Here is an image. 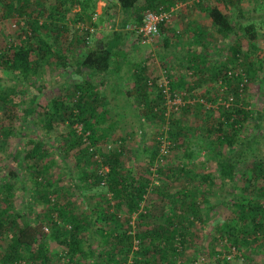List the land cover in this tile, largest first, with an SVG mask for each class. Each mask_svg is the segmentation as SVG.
Returning <instances> with one entry per match:
<instances>
[{
	"label": "trees",
	"instance_id": "trees-1",
	"mask_svg": "<svg viewBox=\"0 0 264 264\" xmlns=\"http://www.w3.org/2000/svg\"><path fill=\"white\" fill-rule=\"evenodd\" d=\"M180 1L188 0L107 1L106 8L111 9L115 14L119 12L122 16L119 29L114 33L112 31V37L106 41L104 48L89 45L90 43H86L88 35L86 36V39L83 40L86 44L83 49V58L71 61L76 68L75 73L82 75L81 82L78 81L74 85L72 92L67 91L65 94L52 98L46 106H43V111L38 116V121L49 131L58 124L67 123L69 129L74 123L81 125L82 135L87 133L85 141L88 145L84 147L83 137L74 132L70 134L71 136L69 135L72 145H69L70 147L67 149L70 151L73 149L72 147H76L73 143H78L76 166L79 168V173L77 179L70 176V179L74 181L73 187L80 193L84 187L82 183L90 188L105 179L111 199L115 202V211H103L98 206L96 219H93L91 217L92 210L87 214H76L74 203L69 200L59 203L56 200L55 182L47 179L51 164L44 160L48 156L46 146L40 141L37 143L31 141L29 143L31 146L28 147L26 153V157L30 161L26 165L30 172L28 179L31 182L32 202L36 206L48 205V207L44 212V219L39 224L24 221L23 225H16V232L11 235L8 251L3 255L1 264H13L25 260V252L28 253L29 264H80V259L93 258L94 256L96 259L93 264H175L173 262L178 256L175 242L182 248L187 245V240L190 237L189 230L182 229V226L179 227L176 224V219L182 218L184 215L198 216L201 208L207 215L214 214L216 208L223 216L228 209L231 211L233 216L225 221H228L226 234L229 236L233 248L250 245L251 239L256 242L264 238V207L259 200L264 197V184L259 186L253 195H246L243 189H238L236 186L237 175L245 176L242 168L249 171L254 168L252 172L259 177L258 179L264 180V160L259 159L260 162H256V157H250L259 152L256 147L258 142L256 134L247 141H241V131L249 115L243 104H240L239 90H243L244 79L255 80L257 72L264 66V60L257 53L259 46L252 42L257 37L254 26L252 23L241 22V19L245 17L241 6L242 0H216L214 2L199 0L196 4L200 10L207 13L212 26L219 34L224 37L233 35V42L228 46V63L234 65L241 62L244 77L234 73L228 76L227 63L221 64L220 70H224L222 75L213 73L211 76L215 82L223 80V83L226 84V89L222 94L223 101L229 102L230 97L233 98V101L227 106L225 103L218 104V118L215 124L211 121L205 129L206 135L210 137V142L213 145L208 151L212 153L215 160V173L210 174L207 171L204 175H197L198 184L187 183L175 194H166L169 203L172 205L178 203L182 214L178 215L176 210L173 215L165 213L166 217L164 216L163 221L157 226L145 227L141 230L143 221H146L153 213L149 210L140 211L144 196L157 188L154 185L149 190L150 179L146 175L136 178L134 174L130 173L123 166L120 159L121 152L101 153L104 166H108V172L105 175L98 174V168L95 171L86 168L91 162L89 147L95 148L98 142L109 139L113 131V122H115V118L108 115V109H102V112H99L98 108L104 106L106 98L99 92V83L90 81L86 75L91 72L97 75L107 72L108 76L111 74L118 77L121 71L118 62H124L127 58L126 50L121 47L129 36L124 31L125 25L129 22L140 23L143 14L148 10L157 11L159 7L168 9L170 5ZM75 5L79 6V9L72 13L71 7ZM93 5L94 0H0V9L3 8L0 18L15 13L21 21L24 35L19 44L0 50V66L11 75L10 78L14 81V85L5 88L0 86V117L1 112L7 113L10 121L9 125L3 128L5 134H12V130L15 128L14 123L19 122V135H24L25 127L31 121L30 115L34 113L33 97L28 100L29 103L20 112L21 114L17 113L16 108H19L20 105V98L16 96L15 92L17 84H30L32 79L38 75L43 64L67 63L63 51L59 48L54 50V38L50 35L51 42L48 40L51 27H55V38H57L63 28H66L64 26L68 24L69 20L72 19L73 24L90 20L94 13L91 10ZM232 12H235L236 16L233 14L232 17ZM44 30L46 33H43ZM160 32L164 34L169 32V29L161 25L159 34ZM163 40H166L164 45L170 44L167 35H163ZM134 70L131 80L134 87L133 93L138 100V110L142 116L153 119L158 113L155 109L153 110L147 91L148 80L152 78L149 68L146 65H138ZM102 83L104 84V82ZM183 83H185L183 79L170 81L171 93L174 94ZM195 84L198 83L195 82ZM113 87L117 93H121L119 85L114 84ZM158 92L160 100L164 102L161 92ZM216 96L218 95L216 94ZM205 100L208 103L216 101L210 94L206 96ZM116 103L118 104V101ZM258 117L259 122L263 120L262 113H258ZM103 122H106L105 126H102ZM263 122L256 124L258 131L264 130ZM173 125L182 126L178 118L170 121V126L173 127ZM168 133L171 139L180 135L179 131L172 128ZM157 153L156 150L153 156L155 157ZM193 154L191 148L185 147L184 156L186 158H190ZM154 157L148 162L149 166L153 165ZM65 160L64 158L63 162ZM249 162H251L250 165ZM65 164L67 166L66 162ZM158 171L161 174L166 170L159 166ZM11 175L12 178L10 177L9 181L14 179L15 173L12 172ZM166 178H170V176ZM215 178H218L220 188L228 186L230 191H227V195H236L237 199L231 206H228L225 201H222L218 206L208 202L206 194L212 190ZM59 181L57 180L56 183ZM18 182L20 187L22 185V188H25L23 179L20 178ZM199 184H205V191L200 190ZM250 184L251 182L248 186ZM13 188L11 184L4 183L0 185V192L7 193L10 190L7 195L11 197ZM123 207L126 210L122 215L120 211ZM132 215H136V217L131 222ZM96 220L106 222V224L110 222L112 226L106 225V229L95 227ZM14 223L13 220L10 225ZM178 223L180 224L179 221ZM6 228L0 220V234L4 233ZM84 231H88L87 236ZM94 238L100 240V247L98 246L97 249L92 248L91 241ZM135 241L137 247H135ZM53 244L57 248L52 250Z\"/></svg>",
	"mask_w": 264,
	"mask_h": 264
},
{
	"label": "rangeland",
	"instance_id": "rangeland-1",
	"mask_svg": "<svg viewBox=\"0 0 264 264\" xmlns=\"http://www.w3.org/2000/svg\"><path fill=\"white\" fill-rule=\"evenodd\" d=\"M198 1H180L169 6L176 9L172 23L167 26L169 28L174 25L172 30L174 33L169 36L174 39L175 43L170 46L164 45L163 37L160 34L151 45L141 46L134 35H130L128 31L124 30L129 35L126 45L128 47L139 46L138 49L135 48L129 53L132 58L128 59L132 62L130 66L128 65L122 70L123 78L117 80L110 75L109 81H118L117 84L121 92H116L115 95L118 104L116 101H110L106 87L99 84V92L108 95L110 101L107 105V108L110 109L108 115L115 118V122H113V131L109 139L98 142L95 148L89 147L91 162L86 168L93 171L98 168L97 173L105 175L108 172V166H104L101 153L121 152L120 159L123 166L130 173L134 174L136 178L146 175L150 179L149 190L154 185L157 188L144 196L140 211L149 210L153 213L149 215L146 221H143L141 230L145 227L157 226L163 221L165 213L173 215L176 210L178 215L182 214L178 203L176 205L169 203L166 194H175L187 183L198 184L197 175H204L207 171L210 174L215 173V160L212 153L208 151L213 145L210 142V137L206 135L205 129L211 121L215 124L218 118V104L225 103L222 94L226 89V84L223 83V80L222 82H215L211 76L213 73L222 75L224 70H220L221 64L227 63L228 71L241 74L244 77L241 62L234 65L228 63V46L233 42V35L224 37L219 34L212 26L207 13L197 7ZM207 1L214 2L216 0ZM263 1L242 0L241 6L245 17L241 19V22L244 24L252 23L254 26L257 37L252 42L258 44L259 50L257 53L264 60ZM106 3L104 0H94L91 10L94 11L97 19L93 20L94 15H92L90 20L83 23L78 22L77 24H73L71 19L64 26L66 28L61 29L62 32L57 35V38H55V27H51L48 35L54 38L53 48L54 50L59 48L63 51L67 63L43 64L38 75L32 79L30 84H17L15 92L16 96L20 98L19 108H16L18 114H21L20 112L28 105L30 98L33 97L34 99V113L30 115L31 121L25 127V134L19 135V122L14 123L15 128L12 130V134H5L3 128H6L10 121L8 114L1 112L0 185L8 183L14 188L11 189V197L7 195L10 190L7 193L0 192V220L7 227L4 233L0 234V264L3 255L8 251L11 235L16 232V227L23 225L24 221L39 224L44 219V212L48 207V205L36 206L32 202L31 182L28 179L30 172L26 165L30 161L27 159L26 153L28 147L31 146L29 144L31 141L34 143L40 141L46 146L48 156L44 160L51 164L47 179L55 182L56 200L59 203H64L66 200L74 203L76 214H87L92 210L91 217L93 219H96L98 206L103 211L113 212L116 209L115 202L111 199L110 192H108L105 179L90 188L82 183L84 187L80 193L73 187L74 181L70 179V176L77 179L79 173V168L76 166L78 143L74 144L72 142L76 147H72L73 149L70 151H67V149L70 147L69 145H72L70 134L74 132L83 137L84 147L88 145L85 141L86 135H82V130L79 132L80 125L74 123L69 129L67 123L58 124L49 131L38 121L43 106H46L52 98L65 94L67 91L72 92L74 85L78 81L81 82L82 75L75 73L76 68L71 61L83 58V49L86 46L83 40L86 39V36L88 35L86 43H90L89 45L93 47L104 48L106 47V41L112 37V31L114 33L119 29L122 16L119 12L115 14L111 9H107ZM78 9L79 6H72L71 12L73 13ZM2 10L1 7L0 15H2ZM233 14L236 16V13L232 12V17ZM21 25V21L15 13L0 18V50L20 43V39L24 38ZM81 26L87 27L89 30L81 28ZM43 33H46V30ZM51 39V37L48 38L50 42ZM134 63H139V66L146 65L149 68L151 79H153L150 80L153 83H156L159 79L163 67L169 72L171 81L183 79L185 83L179 86L175 92L173 91L179 97L182 96V99L181 97L174 98L173 106L166 108L163 101L160 100L158 89L154 84L148 86L150 103L153 110L155 109L158 114L153 119L142 116L138 110V100L135 93H133L134 87L131 80L132 73L135 71L133 69L135 67L133 66ZM94 76V72L89 73L92 81L96 79ZM10 77L11 75L0 66V86L2 88L14 85V81ZM195 82L198 84L196 85ZM242 88V91L239 90L241 94L240 104H243L249 118L244 122L245 126L241 131V141H247L256 134L258 139L256 147L259 152L250 157H256L255 161L260 162V160H264V130L258 131L256 124L264 121V66L257 72L255 80L244 79ZM208 94L216 101L206 102L205 98ZM232 101L233 98L225 103L226 106L231 104ZM102 109L104 108H98L99 112H102ZM118 111H120L119 114H116ZM258 113L263 114V120L260 122ZM174 118H178L182 126H170V121ZM105 124L106 122H103V125ZM262 124L264 125V122ZM171 128L180 132V135L175 139L169 137L168 131ZM163 146L166 150L164 154L161 153ZM185 147L191 148L194 152L190 158L184 156ZM156 150L158 153L154 157L153 154ZM152 157H154V163L149 166L148 162ZM64 158L67 166L63 162ZM160 158H163L162 162L159 161ZM159 166H162V169L164 168L166 171L160 174L158 171ZM253 169L249 171L242 168L245 176L237 175L236 186H238V189H243L246 195L255 194L258 187L264 184V180L258 179L259 177L252 172ZM12 172L15 173V177L12 181H9L12 178ZM167 176H170V178H166ZM20 178L25 181V188H22V185L20 187L18 182ZM57 180L60 181L56 183ZM214 181L212 190L206 194L208 202L218 206L222 201H225L228 206H231L237 199L236 195H227V191H230L228 186H226L227 188H220L218 178H215ZM249 182L251 184L248 186ZM204 186L205 184H199L201 191H205ZM259 200L262 207H264V197ZM125 210L126 208L123 207L120 211L121 214ZM231 216L233 215L229 209L225 211L223 216L219 214L217 208L214 214L208 215L201 208L198 216L184 215V217L176 219V224L179 227L182 226V229L187 228L189 230L190 237L185 247L181 248L175 242L174 245L178 248V256L173 263L264 264V238L256 242L251 239L250 245H240L238 248H233L229 236L226 234L228 221H225ZM135 217L136 215L131 216V222L134 221ZM13 220L15 223L10 225ZM96 222L95 227L98 228L106 229V225L112 226L110 222L108 224L97 220ZM84 232L87 236L88 231ZM91 242L92 248L97 249L100 240L94 238ZM135 247H137L136 241ZM51 248L53 250L57 246L53 244ZM27 255L28 253L25 252L24 259L26 260ZM94 257L82 258L80 264H93L96 259Z\"/></svg>",
	"mask_w": 264,
	"mask_h": 264
},
{
	"label": "built area",
	"instance_id": "built-area-1",
	"mask_svg": "<svg viewBox=\"0 0 264 264\" xmlns=\"http://www.w3.org/2000/svg\"><path fill=\"white\" fill-rule=\"evenodd\" d=\"M112 1V0H104ZM175 7H169L168 9H165L163 7H159L157 11H146L141 19L140 23H128L125 25L124 30L128 31L130 34L134 35V37L137 39L138 43L141 46L151 45L155 40L156 37L159 35V27L161 25L168 26L172 23L174 14H175ZM92 17L93 20L97 19V16L95 13ZM81 28L88 29L87 27L81 26ZM91 30V29H90ZM228 76H231L233 74L232 71H227ZM237 74V73H234ZM170 77L168 75V72L166 69H162L160 71L159 79L156 81V83H153L151 80H148V86H154L158 89V91L161 92V95L164 99V105L166 108H171L173 106V100L174 98H180L182 99V96L176 95V93L172 94L170 90ZM232 100V98H230ZM165 114V113H164ZM80 125V124H76ZM81 126V125H80ZM79 126V132H81L82 127ZM87 135V133H85ZM166 152L164 146L161 149V153L164 154ZM160 162L163 161V158L159 159ZM47 231V229H45ZM13 264H26L25 261H18Z\"/></svg>",
	"mask_w": 264,
	"mask_h": 264
},
{
	"label": "crops",
	"instance_id": "crops-1",
	"mask_svg": "<svg viewBox=\"0 0 264 264\" xmlns=\"http://www.w3.org/2000/svg\"><path fill=\"white\" fill-rule=\"evenodd\" d=\"M133 23V22H132ZM170 26V25H169ZM174 25H172L171 27H167L168 29H169V32H167V33H162V32H160V35L163 37V35H167V37L169 38V42H170V44L169 45H167V46H170V45H172L173 43H175V41H174V39L171 37V36H169L170 34H172V33H174L172 30H173V27ZM171 30V31H170ZM131 35V34H130ZM166 40H163V42H165ZM127 43L125 42L121 47L124 49V50H126V52H127V58H126V60L124 61V62H118L119 63V66L121 67V71H120V74L118 75V77H115L114 75H112L113 77H115V79H117V80H119V79H121V78H123L122 77V70L124 69V68H126L128 65L130 66L131 65V60H129L128 58H132L131 57V55L129 54L130 52H131V50H133V49H138V46H135V45H133V46H131V47H128L127 45H126ZM125 45V46H124ZM141 64V63H140ZM139 65V63H134L133 64V66H138ZM135 67L133 68V69H135ZM103 74H105V75H103ZM103 74H95V76H94V78H96L95 80H94V82H96V83H101V84H103L102 82H104V86L106 87V89H107V93H108V95L110 96V101H116V89L113 87V85L114 84H116V85H118L117 83H118V81L116 82V81H114V82H111V81H109V79H110V75L111 74H109V76L107 75V72H105V73H103ZM86 77L87 78H89L90 79V81L92 80L90 77H89V74H87L86 75ZM102 95H103V97L104 98H106V100H105V102H104V106H103V108L104 109H108V110H110L109 108H107V105L110 103V101H109V99H108V95L107 94H104V93H102V92H100ZM113 99V100H112ZM108 101V102H107ZM120 108H121V106H119ZM119 112L120 111H118L116 114H119ZM109 113V112H108ZM103 125V124H102ZM106 125V124H105ZM105 125H103V126H105ZM22 261H25L26 262V264H29V262L25 259V260H22Z\"/></svg>",
	"mask_w": 264,
	"mask_h": 264
}]
</instances>
